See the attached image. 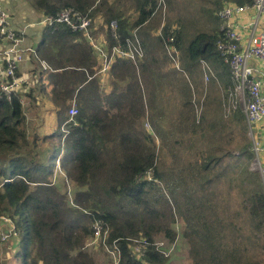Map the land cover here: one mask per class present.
Wrapping results in <instances>:
<instances>
[{
    "label": "trees",
    "instance_id": "trees-1",
    "mask_svg": "<svg viewBox=\"0 0 264 264\" xmlns=\"http://www.w3.org/2000/svg\"><path fill=\"white\" fill-rule=\"evenodd\" d=\"M119 1L32 0L27 9H19L26 11L25 18L14 13L18 9L8 10L12 20L17 21L10 22V27L19 29L36 20L38 11L55 16L62 8L73 7L85 17L100 15L104 25L117 19L123 45L127 39H134L133 30L139 40L146 42V51L137 65L122 58L111 63L106 74L112 77V89L101 95L96 54L83 35L65 24L34 27L40 32L36 53L51 67L48 76L54 82L51 101L58 127L50 137L59 136L61 147L42 163L38 153L28 149V127L18 94L11 101L0 96V217H10L17 229V235L8 239L20 243L13 256L21 264H97L94 250L88 251L86 247L90 248L87 245L93 237L94 224L100 222L102 230L108 231L106 242L110 248L114 241L119 247L118 264H166L167 257L156 250L153 241L163 235L174 243L178 234L175 223L182 220L192 264H257L243 257L234 238L230 236V245L225 241L229 235L217 217L213 198L220 184L216 182L222 181L230 163L218 169L222 155L200 147L201 153L194 161L175 165L177 143L185 137L177 136L173 121L165 126V110L153 104L155 79L164 77L161 64L170 63L165 43L171 28L164 25L153 38L141 32L153 16L157 0H124L123 5ZM225 1L216 0L215 11ZM129 10L136 17L126 15ZM214 17L215 32L196 34L181 49L186 59L185 64L181 58L180 62L184 76L196 72L199 62L212 65L220 87L227 89L234 83L216 50L219 20L215 14ZM99 28L109 46L115 45L108 29ZM175 39L180 50L181 29L175 31ZM58 70L60 73H52ZM191 83H182L180 92L189 95ZM73 98L78 113L70 119L68 109ZM145 123L150 127L144 128ZM36 140H32L33 147H37ZM249 148L253 156L251 143ZM243 151L250 154L245 148ZM61 153V169L71 179L63 183L71 182L73 186L71 200L67 188L60 191L58 182L52 181ZM261 184L248 213L259 224L264 223ZM209 185L216 189H209L212 198L204 199L202 192ZM139 237L150 243L141 259L134 255L130 245L133 238ZM99 248L103 249L101 245Z\"/></svg>",
    "mask_w": 264,
    "mask_h": 264
},
{
    "label": "rangeland",
    "instance_id": "rangeland-1",
    "mask_svg": "<svg viewBox=\"0 0 264 264\" xmlns=\"http://www.w3.org/2000/svg\"><path fill=\"white\" fill-rule=\"evenodd\" d=\"M117 3L119 0H111ZM225 1V0H220ZM120 5L124 4V0L119 1ZM32 4V0H9L3 4L6 10L9 8L18 9L14 11L16 15L23 18L27 16L25 10ZM120 7V6H119ZM217 5L216 0H157V6L155 12L149 22L144 25L146 27L141 32L148 33L150 38L160 34L163 26H170V28L181 29L182 39L180 48V58L185 64V55L181 54V49H185L189 41L199 32L214 33L216 30L214 14ZM121 8V7H120ZM130 15L132 18L136 17L130 10L126 15ZM38 15L36 14V19ZM97 22L102 23L98 25L99 35H103L100 32L104 31L105 23L104 19L100 15L93 17ZM11 24L17 23V21L11 20ZM22 24H25L23 22ZM37 29L28 28V38H33ZM176 31V30H175ZM145 42V41H144ZM146 43V42H145ZM206 64V63H205ZM208 64V63H207ZM204 64L199 62L197 64V71L190 76H184V70L181 67L176 71L169 62H163L160 67V73L164 77H156L155 79V98L153 101L155 108H163L166 113L167 120L164 121L165 126L168 121H173L175 126L177 125V136L183 135L185 139L177 143L176 162L175 165H182L183 161H194L196 156L200 155V147H204L208 150H213L217 154L222 155L221 163L218 169H224L228 162L230 166L224 171L222 181H217L220 184L218 188H214L209 185L203 192L202 197L204 199H211L209 195V189H216V195L213 198L214 204L218 211L217 217L223 225L226 226L229 238L225 241L230 245V236L237 242V246L240 248V252L244 258L249 259L257 264H264V223H256L255 219L249 216V206L253 201L252 197L257 193L258 185L260 182L259 172L255 169L253 164V156L250 151L251 137L246 128L244 114L242 112V105L236 104L232 106L227 101L226 89L220 87V80L216 76V69L212 65L210 67L211 74L207 79L201 72ZM136 67V66H135ZM34 68L40 72L41 69L38 63L34 64ZM138 68V66L136 67ZM182 69V71H181ZM199 70V73H197ZM164 73V74H163ZM184 76L189 83L190 94L185 95L180 92L181 84L186 80L181 76ZM109 78V77H108ZM107 78V79H108ZM112 83V80H110ZM30 126L32 124H29ZM262 124H256L253 126V136L256 137L257 126ZM28 128V139L30 146L28 149H35V151H42L44 146L48 145L47 152L45 154L39 153V160L42 163H46L50 157L52 151L60 149V138L55 136L52 138H46L44 145H37L33 147L32 140L35 137V128ZM147 126V127H146ZM144 128H148V125ZM260 133L262 134V128ZM38 133V130H36ZM257 139V137H256ZM259 141L262 138L258 139ZM39 146V147H38ZM40 146L42 149L40 150ZM249 150V153H245L243 149ZM60 154L56 160L54 167L53 178L58 176L60 181L56 180L60 191H64L65 188L69 200L73 197V186L71 182L63 183L66 181L64 177L59 174L61 169ZM262 156V155H261ZM260 160L262 161V157ZM62 170V169H61ZM57 172V173H56ZM54 174H56L54 176ZM262 185V184H261ZM75 187V185H74ZM184 221L177 220L175 228L178 232L174 243H169L163 235L155 237L153 243L164 242V248L167 251L168 256L166 264H192L190 254V243L187 236L183 235ZM230 225L232 228L230 229ZM108 238V231L106 233V240ZM143 237L133 238L130 243L134 253H138L140 249V242ZM99 241V239H97ZM20 246L17 242L0 243V260L1 264H21L20 260L14 257V253ZM88 251L94 250V259L97 264H112V257L105 252L104 249H100V244L94 242L87 245Z\"/></svg>",
    "mask_w": 264,
    "mask_h": 264
},
{
    "label": "built area",
    "instance_id": "built-area-1",
    "mask_svg": "<svg viewBox=\"0 0 264 264\" xmlns=\"http://www.w3.org/2000/svg\"><path fill=\"white\" fill-rule=\"evenodd\" d=\"M8 1L0 0V96L11 101L12 97L18 94L23 108L27 106L28 96L36 84L37 70L34 64L38 63L42 71L52 70L44 60L39 59L35 48L27 45L25 39L29 27L65 24L71 31L81 33L96 54L99 73H106L111 63L117 58L130 59L137 65L146 51L144 42L136 35V30L131 33L133 40L127 39L124 45L120 43L117 19H112L105 25L116 42L115 45L109 46L105 37L98 32V25L102 23L92 17L83 16L73 7L62 8L55 16L38 11L36 20L26 23L19 29H14L10 27L13 15L3 6ZM215 16L219 20L216 50L227 66L234 83L231 88L226 89L227 101L232 106L242 105V112L251 137L253 164L264 186V165L259 160L260 153L264 151V141L260 143L253 136V126L262 124L259 127L262 128L264 139V0H249L245 4L225 1L215 12ZM175 30L177 27L169 30L170 35L166 39L165 50L171 65L180 70V51L176 46ZM202 63L207 79L211 70L206 62L202 61ZM77 113V103L73 98L68 109L70 119ZM93 228L94 234L89 244L98 242L105 252L111 255L112 264H118L120 250L116 241L112 244L113 248H110L106 242L107 229L102 230L100 222L95 223ZM16 235L17 229L13 220L7 216H1L0 240L7 241L11 236ZM149 245L148 240L142 238L138 253H134L133 249L132 251L137 258L141 259ZM153 245L165 257L168 256L163 247V241Z\"/></svg>",
    "mask_w": 264,
    "mask_h": 264
},
{
    "label": "crops",
    "instance_id": "crops-1",
    "mask_svg": "<svg viewBox=\"0 0 264 264\" xmlns=\"http://www.w3.org/2000/svg\"><path fill=\"white\" fill-rule=\"evenodd\" d=\"M34 27H31V28H34ZM34 35L35 36L31 39L28 38V36L25 39L27 45L32 46L33 48H35V46L39 42L40 32L37 31ZM39 67L41 69L40 65H39ZM52 73H54V75H56V74L60 73V70L52 72ZM202 73L205 76V72H204L203 68H202ZM49 74H51V72L48 70H46V71L41 70L40 72L37 71L36 84L33 87V90L31 93L32 96H31V98H29V96L31 94L28 96L27 106L24 107V116H25L26 125L29 128V126H30L29 124H32L30 127L35 128V137L37 139L36 143H37V145L41 144V146H42V144L44 145V141L46 140L45 136L47 138H52V137H50V135L58 127V118H57V114H56V108L54 107V105L51 101V89L53 87L54 82H51V79L48 76ZM207 76H208V74H207ZM96 78H97V85L99 86L98 92L101 95H107L108 93H110V91L112 89V83H110V80H112V77H110L106 73H99V76H96ZM74 81L75 80H72L71 84H73ZM146 125H148V127H150V125L148 123H145V126ZM259 128H261V127H259V126L257 127L258 130H256V134H257L256 137H257V140L259 138H262V140H260V143H263V141H264L263 132L261 134L259 132L260 131ZM36 130H38V133ZM41 146H40V150L42 149ZM48 147H50V146L48 145ZM48 147L44 146L42 151H39V150L35 151V149L34 150L32 149V150L34 151V153L39 152V153L45 154L48 150L47 149ZM260 156L262 157V161L260 160ZM259 160H260V163H262V165H264V151H262L260 153ZM59 174L62 177H64V179L66 181H71V179H69L65 175L63 170L60 169ZM55 175L56 174H54V176ZM56 178L57 179L53 178L52 181L56 182V180L60 181L62 179L61 178L59 180L57 175H56Z\"/></svg>",
    "mask_w": 264,
    "mask_h": 264
}]
</instances>
